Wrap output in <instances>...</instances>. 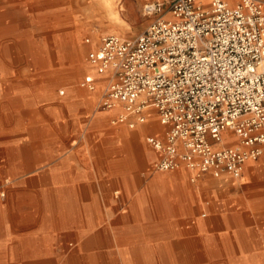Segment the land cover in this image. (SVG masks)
I'll use <instances>...</instances> for the list:
<instances>
[{
    "label": "crops",
    "instance_id": "crops-1",
    "mask_svg": "<svg viewBox=\"0 0 264 264\" xmlns=\"http://www.w3.org/2000/svg\"><path fill=\"white\" fill-rule=\"evenodd\" d=\"M92 75L98 86L108 85V72L94 68ZM102 98H60L43 111L45 139L30 142V153L24 145L13 146L7 158L10 162L15 150H24L20 171L34 168L24 182L38 183V195L30 197H54L71 214L82 215L86 224L76 221L69 229L86 236L0 238V264H264V185L246 190L244 204L221 201L208 221L190 222L184 174L175 172L189 173L192 184L220 180L222 189H237L242 177L206 174L193 183L185 167L156 170L162 154L147 137L164 139L168 128L157 111L150 109L146 122L132 128L115 122L124 113L122 106L99 110ZM53 136L54 141L46 139ZM250 167L261 171L254 176L264 178V161ZM99 195L105 205H97ZM98 212L103 217L95 224L91 218Z\"/></svg>",
    "mask_w": 264,
    "mask_h": 264
},
{
    "label": "built area",
    "instance_id": "built-area-1",
    "mask_svg": "<svg viewBox=\"0 0 264 264\" xmlns=\"http://www.w3.org/2000/svg\"><path fill=\"white\" fill-rule=\"evenodd\" d=\"M144 13L157 18L136 39L108 35L88 53L110 74L99 109L122 106L115 122L132 128L157 111L168 127L164 139L147 137L158 171L185 167L193 183L242 177L264 155V0H152ZM81 87L98 82L87 75Z\"/></svg>",
    "mask_w": 264,
    "mask_h": 264
},
{
    "label": "rangeland",
    "instance_id": "rangeland-1",
    "mask_svg": "<svg viewBox=\"0 0 264 264\" xmlns=\"http://www.w3.org/2000/svg\"><path fill=\"white\" fill-rule=\"evenodd\" d=\"M150 1L0 0V238L86 236L69 229L76 221L81 226L86 224L82 215L71 214L54 197H30L38 195L34 192L38 183L24 182L34 170L31 167L20 171L19 159L24 150H15L14 153L19 152L10 162L7 158L11 157L13 146L24 145L25 152L30 153V142L45 139L43 127L47 121L43 111L52 109L60 98L104 96L108 85L99 84L95 92L81 87L85 76L92 75L95 68L88 53L105 36L136 39L143 34L157 18L145 16L144 6ZM200 1L208 5V0ZM226 1L234 5L239 0ZM88 38L91 44L86 42ZM53 137L46 139L54 141L57 136ZM227 144H232V139ZM31 157L37 158V153ZM262 161L264 155L249 163L237 180V189H222L220 180L211 177L207 182L204 179L200 184H192L188 181L189 173L175 172L179 176L184 174L180 178L185 180L189 195L190 222L208 221L214 206L221 201L244 204L246 190L264 185L263 176L253 175L261 171L250 167ZM96 203L105 205L106 198L99 195ZM203 214L207 217L203 218ZM102 217V213H94L91 221L100 224ZM101 234L100 230L96 232L99 237Z\"/></svg>",
    "mask_w": 264,
    "mask_h": 264
},
{
    "label": "bare ground",
    "instance_id": "bare-ground-1",
    "mask_svg": "<svg viewBox=\"0 0 264 264\" xmlns=\"http://www.w3.org/2000/svg\"><path fill=\"white\" fill-rule=\"evenodd\" d=\"M76 43V42H75ZM79 45V44H78ZM230 139H232V143H235V140L233 139V138H226L225 139V142L227 143V141L228 140H230ZM139 146V145H138ZM137 146V147H138ZM142 148V147H141ZM253 161H256V160H249L247 163H246V165L249 163V162H253ZM245 168H246V166H245ZM161 183V182H160ZM162 187V186H161ZM165 188V187H164ZM18 191V190H17ZM164 191V190H163ZM17 196V195H16ZM22 196H23V194H22ZM28 196V195H27ZM21 197H19V199H20ZM24 198V197H23ZM16 199V198H15ZM149 203V202H148ZM147 204V203H146ZM11 208V207H10ZM2 209V207H1V204H0V210ZM12 211V210H11ZM3 216V215H2ZM5 219V218H4ZM3 219V220H4ZM104 237V236H103ZM205 237V236H204Z\"/></svg>",
    "mask_w": 264,
    "mask_h": 264
}]
</instances>
